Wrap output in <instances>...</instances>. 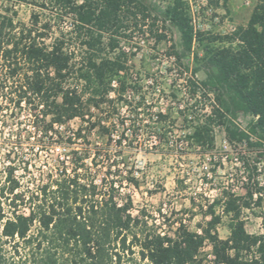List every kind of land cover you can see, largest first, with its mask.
Here are the masks:
<instances>
[{
    "label": "trees",
    "instance_id": "trees-1",
    "mask_svg": "<svg viewBox=\"0 0 264 264\" xmlns=\"http://www.w3.org/2000/svg\"><path fill=\"white\" fill-rule=\"evenodd\" d=\"M152 1L167 2L162 15L183 49L198 43L211 84L229 94L233 110L254 118L250 133L258 132L257 143H264V0H253L246 26L226 38L228 46L205 43L194 33L186 2ZM20 5L33 9L27 24L18 19ZM151 11L154 5L142 0H0V138L5 128L16 127L1 141L6 162L0 176V264H264V229L249 234L240 219L243 210L264 202V188L250 177L243 196L225 193L207 207L198 232L181 222L162 232L144 211L134 215L130 196L120 193L123 181L137 187V178L116 174L127 159L111 160L109 123L94 112L113 102L110 93L125 91L124 82L112 88L114 77L129 69L122 44L139 34L163 39ZM74 120L78 128L66 131ZM211 131L209 122L197 124L188 138L211 147ZM225 131L231 142L251 137L233 121ZM95 135L102 147L93 143ZM60 146L67 152L24 185L37 158L34 148L50 152ZM217 207L229 217L226 239L217 234Z\"/></svg>",
    "mask_w": 264,
    "mask_h": 264
},
{
    "label": "rangeland",
    "instance_id": "rangeland-1",
    "mask_svg": "<svg viewBox=\"0 0 264 264\" xmlns=\"http://www.w3.org/2000/svg\"><path fill=\"white\" fill-rule=\"evenodd\" d=\"M182 1L188 4L194 33L199 32L205 43L214 40L216 46H228L226 38L238 27L246 26L254 5L253 0ZM142 2L146 6L154 5L156 12L151 11L150 16L157 20L156 34H161L163 39L158 42L154 35L139 34L130 44H122L129 69L125 76L114 79L118 88L121 82L125 83V91L122 95L112 94L113 102L103 106L102 111L94 112V117L109 123L113 135L125 138L120 147L118 142H111L109 155L111 160L127 159V165L117 168L118 176L126 178L132 173L137 178V187L123 181L120 191L133 201V214L144 211L162 232L170 233L180 222L188 230L198 232V225L207 220L204 216L213 201H222L225 193L243 196L249 177L264 188V143H257L258 132L250 133L254 118L233 110L228 103L229 94L211 84V70L202 60L203 52L198 43L195 41L189 52L183 49L179 33L162 15L167 2ZM32 10L26 5L18 6V19L27 24ZM36 12L42 19L46 17L45 12ZM151 19L147 23L153 22ZM197 86L206 94L197 91ZM186 108L192 109L187 112ZM161 111L166 116L161 124L164 125L158 126L151 115ZM186 114L200 119L198 124L209 122L211 147L208 142L196 145L188 139L193 132L191 128L196 125L182 122ZM231 121L238 130L251 134L249 141L238 143L228 139L225 128ZM78 126L79 122L74 120L65 129L75 131ZM24 130L30 131L31 127L27 125ZM11 131L15 132L16 127L5 128L3 138L9 140ZM3 138H0V176L6 162L2 155ZM31 142L35 141L31 139ZM93 143L102 147L103 140L95 135ZM208 151L213 152L210 161L203 157ZM66 152L63 147L50 152H38L35 147L32 154L37 153V158L23 177L24 185L31 186L32 181L46 171V162ZM23 158L31 157L23 154ZM205 165L208 175L202 168ZM215 212L222 216L217 234L220 239H226L229 217L222 215L221 207ZM240 219L247 233H262L264 202L261 208L252 205L251 209L243 210ZM209 249L205 246L204 253Z\"/></svg>",
    "mask_w": 264,
    "mask_h": 264
},
{
    "label": "built area",
    "instance_id": "built-area-1",
    "mask_svg": "<svg viewBox=\"0 0 264 264\" xmlns=\"http://www.w3.org/2000/svg\"><path fill=\"white\" fill-rule=\"evenodd\" d=\"M120 75H122V74H120ZM179 76V75H178ZM199 86V85H198ZM197 86V91H200L202 94H206V92H205V90H203V89H201V88H199ZM112 88L113 89H118V82H117V80L116 79H113V81H112ZM112 94H115L114 92H112V93H110V96H109V98L110 99H113V97H112ZM192 109V108H191ZM191 109H187L186 108V111L187 112H189V111H191ZM160 115L161 116H163V117H165L166 116V113H164V112H157V113H155V114H152L151 115V118L153 119V120H155V123L157 124L158 122H160V120H162L161 118H160ZM165 120H163V122H164ZM182 122H185V123H191L192 125H197L198 123H201V120L200 119H196L195 120V118H194V116L193 115H191V114H186V115H183V117H182ZM193 128H194V126L191 128L192 130H193ZM193 133V132H192ZM110 138H111V142L114 140V143H117L118 142V140H121V144L123 143V142H125V138H124V136H122L124 139H121L122 137H116L115 135H113L112 134V132H110ZM192 134H190L189 136H191ZM189 139V138H188ZM190 141H192V139H189ZM121 146V145H120ZM61 147V146H60ZM60 147H56L57 148V150H59V148ZM63 147V146H62ZM64 148V147H63ZM64 149H66V148H64ZM64 154V153H63ZM60 155H62V154H60ZM211 156H213V152H204V156L203 157H208L207 159L210 161V159H211ZM206 172H207V175H208V166L207 165H205V166H203L202 167ZM132 186V185H131Z\"/></svg>",
    "mask_w": 264,
    "mask_h": 264
}]
</instances>
